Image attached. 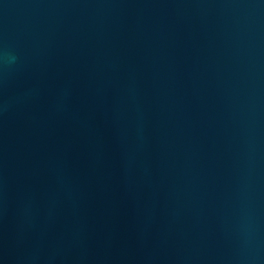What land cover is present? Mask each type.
I'll return each instance as SVG.
<instances>
[{
	"label": "water",
	"instance_id": "1",
	"mask_svg": "<svg viewBox=\"0 0 264 264\" xmlns=\"http://www.w3.org/2000/svg\"><path fill=\"white\" fill-rule=\"evenodd\" d=\"M0 264H264V0H0Z\"/></svg>",
	"mask_w": 264,
	"mask_h": 264
}]
</instances>
